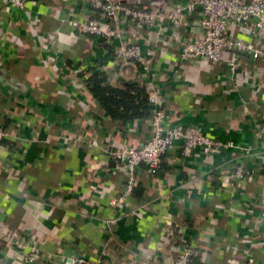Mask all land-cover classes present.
<instances>
[{"label":"crops","instance_id":"crops-1","mask_svg":"<svg viewBox=\"0 0 264 264\" xmlns=\"http://www.w3.org/2000/svg\"><path fill=\"white\" fill-rule=\"evenodd\" d=\"M76 1L79 7L74 9L81 13L83 1ZM37 12L43 32L59 25L48 17L45 7ZM20 37L12 36L20 46L9 48L12 57H17L7 66L0 62V125L8 132L0 143V264H18L3 239L7 231L14 230L38 238L45 253L62 251L66 261L75 255L96 257L106 246L113 264H171L177 232L182 228L197 248L194 264H248L249 258L241 254L246 249L243 239L249 221L264 211V172L261 169L252 180L245 178L230 194L220 181L239 164L248 169L262 166L258 156L262 144L255 134L264 126V114L256 113L264 100V85L260 93L250 90V82L235 89L225 67L195 66L191 59L180 63L176 55L156 51L157 68L168 74L162 85L166 105L176 108L177 124H194L218 139L249 145L252 154L245 157L226 149L207 157L197 149L191 157L177 160L180 151L171 150L157 176L140 172L142 200L130 197L125 207L112 210L109 201L122 186V172L91 146L67 145L61 137L85 130L84 139L100 146L118 141L140 145L148 122L137 125V130L119 125L89 95L61 80L60 74L67 72L65 63L70 67L74 66L71 61L77 65L91 62L92 54L98 61L102 59L95 42L78 36L61 50L59 39L55 40L49 54L60 67L56 76L40 64L36 40ZM111 66L112 82L118 77H140L130 63ZM246 68L254 71V83L264 80L252 63ZM1 110L13 119L3 116ZM192 183L198 189L186 192ZM236 183L232 181L233 186ZM92 185L104 190L91 192ZM168 212L172 230L165 218ZM212 219H216L213 229ZM233 255L240 256L239 261ZM252 264H264V257L253 252Z\"/></svg>","mask_w":264,"mask_h":264},{"label":"built area","instance_id":"built-area-1","mask_svg":"<svg viewBox=\"0 0 264 264\" xmlns=\"http://www.w3.org/2000/svg\"><path fill=\"white\" fill-rule=\"evenodd\" d=\"M82 1L83 10L79 8L81 13H77L74 9L79 7L76 0H0V62L7 66L12 58L17 57H12L13 52L10 53L12 48L9 38L25 35L36 40L40 64L58 76L60 67L49 53L61 29L66 28L67 32L76 37L88 38L98 45L103 56L99 60L106 64V72L110 64L119 67L120 64L130 63L137 69L139 80L148 92L151 115L143 121L115 123L131 128L147 121V132L140 145L118 141L100 146L84 139L85 130L83 134H65L61 137L67 145L74 143L76 147L83 144L91 146L97 154L110 161L113 168L122 172V186L109 201L112 210L126 206V202L139 188L141 171L157 176L163 158L171 150L180 151L181 156L177 160L191 157L197 149L207 157L226 149H235L245 157L252 154L253 149L249 145L242 146L231 140L218 139L194 124H177V110L175 107H167L165 90L162 88L164 77L168 74L157 68L155 52L176 55L180 63L191 59L195 66L225 67L231 73L233 88L250 82L247 85L250 90L260 93L264 80L254 83V71L246 67L252 63L254 70H259L264 76V0H185L177 4L171 0ZM42 7L48 10V17L59 24L49 32L42 31V19L37 12ZM92 58L91 62L84 60L78 65L71 61L74 66L70 67L65 63L63 70L67 72L60 74L61 80L70 82L80 89L81 94L90 97L78 74L95 66L98 56L92 54ZM260 104L256 113L264 114V100ZM1 113L9 120L13 119L9 112L1 110ZM255 136L262 144V152L258 155L262 166L253 169L241 164L234 166L220 181L221 188L229 194L245 178L252 180L261 173V169L264 172V126L257 129ZM6 138L8 132L0 125V143ZM87 156L93 157L90 153ZM233 180L237 181L234 186ZM95 186L90 187L91 192L99 194L104 190H97ZM191 187L186 188V192L198 189L195 183ZM257 208L262 210V205ZM170 217L168 212L165 218L172 230ZM215 220L210 222L212 229ZM263 225L264 211L261 216L252 217L247 225V234L243 239L246 249L241 254L249 258L248 264H252L253 252L264 257ZM185 231L182 228L177 232L176 256L171 264H192L197 257V248L188 241ZM3 239L8 249L13 251L12 258L18 264H56L59 261H64V264H113L110 261L111 252L106 246L96 257L75 255L66 261L62 251L57 254L45 253L38 245V238L16 230L7 231ZM58 250L61 249L58 247ZM233 258L239 261L240 256L233 255Z\"/></svg>","mask_w":264,"mask_h":264},{"label":"trees","instance_id":"trees-1","mask_svg":"<svg viewBox=\"0 0 264 264\" xmlns=\"http://www.w3.org/2000/svg\"><path fill=\"white\" fill-rule=\"evenodd\" d=\"M59 37L61 50L76 40L71 32H61ZM8 41L13 49L20 46L17 39L9 38ZM105 65L104 62L96 61L93 68L78 74L101 112L111 121L122 124L149 118L151 106L146 86L139 78L126 80L120 77L112 82L110 74L104 70ZM143 193L142 188H137L131 199L142 200Z\"/></svg>","mask_w":264,"mask_h":264},{"label":"rangeland","instance_id":"rangeland-1","mask_svg":"<svg viewBox=\"0 0 264 264\" xmlns=\"http://www.w3.org/2000/svg\"><path fill=\"white\" fill-rule=\"evenodd\" d=\"M118 78H120V77H118ZM122 78V77H121Z\"/></svg>","mask_w":264,"mask_h":264}]
</instances>
